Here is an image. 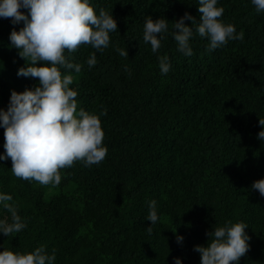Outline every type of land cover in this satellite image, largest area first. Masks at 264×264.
<instances>
[{
  "label": "trees",
  "instance_id": "trees-1",
  "mask_svg": "<svg viewBox=\"0 0 264 264\" xmlns=\"http://www.w3.org/2000/svg\"><path fill=\"white\" fill-rule=\"evenodd\" d=\"M99 14L113 13L118 30L108 48L81 45L69 54L82 65L72 72L78 108L99 116L108 152L99 164L76 161L60 169L58 186L17 178L11 159L0 161V192L11 194L27 227L8 237L0 251L31 252L43 245L55 264H200L196 245L226 221L244 222L250 249L239 264H264V197L251 189L264 178V13L251 0H219L220 18L243 31L206 51L208 39L190 42L193 56L177 50L173 23L185 12L200 22L197 0H91ZM27 12L25 9H20ZM168 20L158 53L143 41L145 20ZM12 18H0V108L12 90L38 78L17 76L26 62L10 47ZM192 26V21H185ZM127 49L128 57L116 49ZM95 52L97 64L86 61ZM170 71L161 75L158 56ZM0 128V154L5 152ZM151 200L158 222L147 231ZM0 219L10 213L0 208ZM176 235L184 237L178 244Z\"/></svg>",
  "mask_w": 264,
  "mask_h": 264
},
{
  "label": "clouds",
  "instance_id": "clouds-1",
  "mask_svg": "<svg viewBox=\"0 0 264 264\" xmlns=\"http://www.w3.org/2000/svg\"><path fill=\"white\" fill-rule=\"evenodd\" d=\"M200 22L188 12L173 23L172 37L177 50L186 57L193 56L191 41L198 35L207 38L206 51L221 48L229 41L244 39L243 31L237 33L231 23L220 18L224 8L219 0H197ZM255 11L264 13V0H251ZM25 9L27 12H22ZM0 18H12L11 23L23 27L10 32V47L26 62L17 76L38 78V83L24 91H11L7 109L0 108V128L4 129L5 152L0 161L11 159V171L17 178L36 181L41 185L58 186L60 169L70 168L74 162L83 161L85 166L99 164L107 155L103 144L104 132L99 116L78 108V92L73 84L72 72L80 73L82 65L71 62L65 53L75 52L81 45H90L97 52L108 48L110 33L118 30L113 13L103 8L96 13L91 0H0ZM192 21V26L185 21ZM167 19L148 16L143 30V41L151 45L155 54L161 48L164 34L168 33ZM120 56L128 57L127 49H116ZM161 75L170 71L167 55L158 56ZM89 68L97 64L96 53L86 61ZM262 130L257 139L264 142V119H259ZM264 197V178L252 183ZM13 196L0 192V208L10 213V221L0 219V234L9 236L27 227L18 214ZM147 227L149 233L158 222L157 201L148 203ZM244 222L226 221L207 232L206 245L194 246L200 254V264H239L250 249V236ZM184 237L176 235L178 244ZM174 264H183L179 257ZM55 249L49 254L41 245L31 252L0 251V264H55Z\"/></svg>",
  "mask_w": 264,
  "mask_h": 264
}]
</instances>
